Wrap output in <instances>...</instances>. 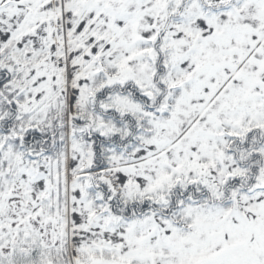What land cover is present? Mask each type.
Returning <instances> with one entry per match:
<instances>
[{"label":"snow or ice","instance_id":"obj_1","mask_svg":"<svg viewBox=\"0 0 264 264\" xmlns=\"http://www.w3.org/2000/svg\"><path fill=\"white\" fill-rule=\"evenodd\" d=\"M0 264H264V0H0Z\"/></svg>","mask_w":264,"mask_h":264}]
</instances>
